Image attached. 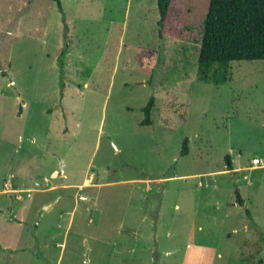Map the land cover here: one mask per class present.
Wrapping results in <instances>:
<instances>
[{
  "label": "rangeland",
  "instance_id": "1",
  "mask_svg": "<svg viewBox=\"0 0 264 264\" xmlns=\"http://www.w3.org/2000/svg\"><path fill=\"white\" fill-rule=\"evenodd\" d=\"M209 2L0 0V264H264V61L202 80Z\"/></svg>",
  "mask_w": 264,
  "mask_h": 264
},
{
  "label": "trees",
  "instance_id": "2",
  "mask_svg": "<svg viewBox=\"0 0 264 264\" xmlns=\"http://www.w3.org/2000/svg\"><path fill=\"white\" fill-rule=\"evenodd\" d=\"M63 11V0H52ZM160 19L158 36L167 37L171 14L176 0H157ZM65 54V52L63 53ZM264 61V0H210L203 28V38L199 53V73L204 81L209 80V73L216 65L227 69L232 62ZM145 64L155 70V65L145 59ZM61 73L64 65L59 62ZM63 77L64 75L61 74ZM65 83L61 80V97L64 96ZM155 98H151L142 109L145 119L141 126L153 124L152 112ZM189 153V139L183 143L181 155ZM228 170L233 169L230 156L226 157ZM236 204L245 206L241 192L235 190ZM251 218V213L246 210Z\"/></svg>",
  "mask_w": 264,
  "mask_h": 264
},
{
  "label": "crops",
  "instance_id": "3",
  "mask_svg": "<svg viewBox=\"0 0 264 264\" xmlns=\"http://www.w3.org/2000/svg\"><path fill=\"white\" fill-rule=\"evenodd\" d=\"M233 165V164H232ZM57 170H54V172H53V174L56 172ZM90 178L91 177H89V178H86V179H84V181L82 182V183H80V184H76V185H70V184H66V183H64V182H62V183H58L59 181H55V180H50V178H45V180L41 183L39 180L38 181H35V185L37 186V188H36V186L34 187L33 186V188H28V189H23V188H21V187H14L12 184H6L7 185V187L8 186H10L11 187V189H10V191H14V192H16V193H24L25 191H29V190H33V191H39V190H35V189H39L38 187H43V186H49V188L48 189H46V190H44V191H42V192H46V193H51V191H54L55 190V188L57 187V184H62V186H64V189H69V188H71V187H74V188H79V187H82V188H84V187H86V186H88V183L90 182ZM46 181V182H45ZM49 183V184H48ZM3 190H4V188L0 191V194L2 193L3 194ZM45 193V194H46ZM1 194V195H2ZM62 199V198H61ZM60 198L57 200V201H60L61 200ZM56 201V202H57ZM50 202V201H49ZM49 202H46L45 204H43L42 205V207H47V206H51L52 204H49V205H47ZM54 204V203H53ZM16 205H18L17 203H16ZM47 205V206H46ZM12 212H18V208H16L15 207V209H12ZM0 213H2V210H1V208H0ZM11 215V214H10ZM2 217H3V213H2ZM11 218V217H10ZM9 218V219H10ZM5 222H7V223H9L8 224V226H11V225H14V226H18V228H21L22 230L24 229V220L23 219H21V221H20V223H16V224H14V223H11L8 219H5L4 220ZM5 225H7V224H5ZM10 230H12V228H9ZM20 247L19 248H21L22 249V251L23 250H26V249H23V248H27V249H31L32 248V245H25V246H22V245H19ZM30 256H32V255H30Z\"/></svg>",
  "mask_w": 264,
  "mask_h": 264
},
{
  "label": "water",
  "instance_id": "4",
  "mask_svg": "<svg viewBox=\"0 0 264 264\" xmlns=\"http://www.w3.org/2000/svg\"><path fill=\"white\" fill-rule=\"evenodd\" d=\"M50 208V206L45 207V210L47 211Z\"/></svg>",
  "mask_w": 264,
  "mask_h": 264
},
{
  "label": "built area",
  "instance_id": "5",
  "mask_svg": "<svg viewBox=\"0 0 264 264\" xmlns=\"http://www.w3.org/2000/svg\"><path fill=\"white\" fill-rule=\"evenodd\" d=\"M257 162V161H256Z\"/></svg>",
  "mask_w": 264,
  "mask_h": 264
}]
</instances>
